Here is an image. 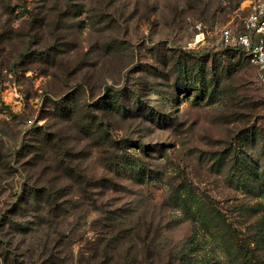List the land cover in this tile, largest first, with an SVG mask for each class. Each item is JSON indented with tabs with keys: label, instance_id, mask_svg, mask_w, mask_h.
<instances>
[{
	"label": "rangeland",
	"instance_id": "rangeland-1",
	"mask_svg": "<svg viewBox=\"0 0 264 264\" xmlns=\"http://www.w3.org/2000/svg\"><path fill=\"white\" fill-rule=\"evenodd\" d=\"M263 2L0 0V264H264Z\"/></svg>",
	"mask_w": 264,
	"mask_h": 264
},
{
	"label": "built area",
	"instance_id": "built-area-1",
	"mask_svg": "<svg viewBox=\"0 0 264 264\" xmlns=\"http://www.w3.org/2000/svg\"><path fill=\"white\" fill-rule=\"evenodd\" d=\"M221 41L226 47L243 49L248 61L264 83V2L243 20L242 26H226L221 30Z\"/></svg>",
	"mask_w": 264,
	"mask_h": 264
},
{
	"label": "trees",
	"instance_id": "trees-1",
	"mask_svg": "<svg viewBox=\"0 0 264 264\" xmlns=\"http://www.w3.org/2000/svg\"><path fill=\"white\" fill-rule=\"evenodd\" d=\"M229 51L240 52L245 57L246 60L248 59L246 53L241 51L240 49L229 48ZM131 173L136 175V176H138L141 179H145L146 178L145 172H143L141 169L139 170V168H137V167H134ZM45 198L46 199L44 201L48 205H52L53 204L51 194L45 196ZM34 201L37 202V203H40V202H38V200H34ZM62 210H66V209L63 207ZM205 225L206 226H210L209 224H205ZM218 233L220 234V232H218ZM193 243H195V242H193ZM68 248H69V246H68ZM196 248L199 249V250L201 249L202 251L204 250L203 248H200L199 246L196 247ZM65 249H67V248H65ZM95 251L99 252V248L96 247ZM202 251H200V252L203 254V256L201 254H199V255L196 254V253H198V251H195L196 253L193 252L192 255L183 254L181 257H179V260L178 259L177 260H178L179 264H197V263H199V261L204 263V264H211L210 257H208L207 254H204ZM103 252H104V256L106 258V259L103 258L104 259L103 261L95 262V261H92V260L88 261L89 259H85V260H83L84 263L81 262V263H78V264H119L118 261H117V257L118 256H117V254H116L114 249L113 250H111V248L106 249V250L104 249ZM64 254L66 255L65 251L64 252H62V251L58 252V256H57L58 258L55 260V262H52L51 264H67L66 260L61 258L62 255H64ZM47 264H50V262L47 263Z\"/></svg>",
	"mask_w": 264,
	"mask_h": 264
}]
</instances>
